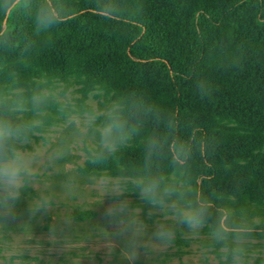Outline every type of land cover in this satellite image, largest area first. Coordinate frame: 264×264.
<instances>
[{
	"label": "clouds",
	"instance_id": "9594fccd",
	"mask_svg": "<svg viewBox=\"0 0 264 264\" xmlns=\"http://www.w3.org/2000/svg\"><path fill=\"white\" fill-rule=\"evenodd\" d=\"M133 6L131 0H88L86 8L78 7L77 0H0V225L15 218L25 192L32 193L30 218L53 210L44 174L64 168L75 152L79 159L65 170L60 184L66 191L82 167L106 168L138 141L137 162L119 167L114 176L87 177L102 193L99 204L111 198L104 208L106 223L95 226L109 259L119 247L121 259L136 264L141 253L149 259L172 249L182 234L205 241L207 264H264V246H259L264 218L238 207L234 196L209 191L212 176L197 167L216 148L198 123L182 122L177 110L136 90L106 95L90 88L81 107L75 88L23 75L40 44L82 12L106 22L135 24ZM195 88L201 97L212 90L206 78L197 79ZM50 111L62 122L55 136L46 121ZM132 194L138 202L129 199ZM145 207L149 216L157 217L152 231L144 219ZM59 220L67 250L74 215L65 211ZM57 228L52 225L51 241L55 236L57 242Z\"/></svg>",
	"mask_w": 264,
	"mask_h": 264
},
{
	"label": "rangeland",
	"instance_id": "374dc122",
	"mask_svg": "<svg viewBox=\"0 0 264 264\" xmlns=\"http://www.w3.org/2000/svg\"><path fill=\"white\" fill-rule=\"evenodd\" d=\"M77 3L87 4L88 0H77ZM131 3L136 6L131 8L132 17L141 18L144 8L137 0ZM246 14L253 18L255 7L247 8ZM228 31L232 35L220 33L208 40L197 75L176 80L184 108L179 118L182 122L192 121L203 126L216 142L215 151L205 160L197 161L198 168L204 169L206 163L214 167L209 191L218 190L235 197L240 192L260 188V198L251 207L254 216L264 218V105L259 103L264 99V26L239 22L237 30ZM129 37L127 31L119 33L101 23H89L85 28L62 26L33 52L23 75L42 76L75 88L83 107L90 88L106 95L114 92L105 83L104 76L118 71L125 76L122 92L136 90L176 110L177 97L165 73L157 68L142 73L123 61L120 52L127 50ZM200 78L211 82L209 96L201 97L197 93L195 82ZM46 121L54 136L62 131V122L55 111L48 113ZM63 135H68L67 130H63ZM140 153L137 141L122 152L119 161L106 168L82 167L81 175L67 191L60 184L65 179V170L71 169L79 159V152H75L64 168L45 173L55 208L30 218L28 207L32 193L22 194L15 218L9 225H0V264H127L120 257L119 247L109 259L103 241H97L100 236L95 226L106 223L104 208L111 198L105 197L104 203L99 204L102 193L87 177L114 176L119 167L137 162ZM129 199L138 202L136 194ZM65 211L74 215L73 233L66 238L67 250L59 229V215ZM148 211L145 207L144 219L152 231L157 217L149 216ZM78 212L85 218H78ZM53 224L58 226L57 242L55 236L51 237L53 242L49 239ZM204 243L202 238L178 234L172 249L149 259L141 253L136 264H207L202 254ZM97 245L99 250L95 251ZM259 246H264V238H260ZM91 254L92 259L88 257Z\"/></svg>",
	"mask_w": 264,
	"mask_h": 264
},
{
	"label": "trees",
	"instance_id": "16d2710c",
	"mask_svg": "<svg viewBox=\"0 0 264 264\" xmlns=\"http://www.w3.org/2000/svg\"><path fill=\"white\" fill-rule=\"evenodd\" d=\"M144 8L141 18L135 24H116L82 12L75 20L64 27L85 28L89 23H101L119 32L129 33L127 50L120 53L130 67L147 73L154 68L165 73L172 91L177 97L176 110L179 116L184 108L176 85V80L198 74L205 52L206 43L211 37L228 30H237L239 22L264 26V0H137ZM80 8L87 4L77 3ZM255 7L256 15L250 18L246 9ZM226 35V34H225ZM228 35V34H227ZM104 81L115 92H122L125 76L112 71L104 76ZM264 105V99H260ZM203 127V126H201ZM204 128V127H203ZM205 132V131H204ZM207 174L214 175V167L205 164ZM260 188L250 189L235 196L236 205L255 215L251 204L259 200ZM78 218L84 214L76 213Z\"/></svg>",
	"mask_w": 264,
	"mask_h": 264
}]
</instances>
